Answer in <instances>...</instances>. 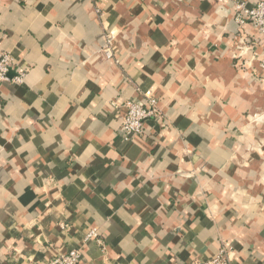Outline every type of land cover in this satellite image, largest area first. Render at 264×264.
Returning <instances> with one entry per match:
<instances>
[{
    "label": "crops",
    "instance_id": "obj_1",
    "mask_svg": "<svg viewBox=\"0 0 264 264\" xmlns=\"http://www.w3.org/2000/svg\"><path fill=\"white\" fill-rule=\"evenodd\" d=\"M235 14L0 0V53L28 69L0 85V264L76 248L81 264H197L224 247L264 264V42ZM112 31L117 62L99 52ZM148 91L163 117L126 141L125 104Z\"/></svg>",
    "mask_w": 264,
    "mask_h": 264
},
{
    "label": "built area",
    "instance_id": "obj_2",
    "mask_svg": "<svg viewBox=\"0 0 264 264\" xmlns=\"http://www.w3.org/2000/svg\"><path fill=\"white\" fill-rule=\"evenodd\" d=\"M235 5L236 21L244 26L251 25L260 33L264 42V0H257L253 6L247 5L244 0H233ZM115 33L112 31L105 36L99 52L107 61H116L114 51ZM241 44H243L241 42ZM28 69L19 67L11 53H0V85L10 81V74L15 72L13 82L21 83ZM126 114L120 116L123 137L126 141L140 137L145 132V124L149 119H162L163 111L160 108L158 98L152 92H146L140 101H128L125 104ZM100 233L96 229H90L85 237V242H100ZM233 247L222 248L217 255L209 260L197 264H234ZM82 249L76 248L67 253L57 255L50 264H81Z\"/></svg>",
    "mask_w": 264,
    "mask_h": 264
},
{
    "label": "water",
    "instance_id": "obj_3",
    "mask_svg": "<svg viewBox=\"0 0 264 264\" xmlns=\"http://www.w3.org/2000/svg\"><path fill=\"white\" fill-rule=\"evenodd\" d=\"M13 74V73H12ZM11 75V74H10Z\"/></svg>",
    "mask_w": 264,
    "mask_h": 264
}]
</instances>
